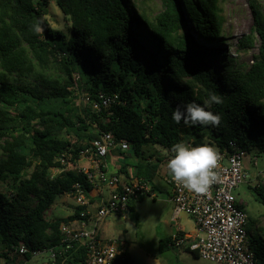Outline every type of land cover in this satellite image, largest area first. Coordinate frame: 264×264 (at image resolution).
Instances as JSON below:
<instances>
[{"label":"trees","instance_id":"16d2710c","mask_svg":"<svg viewBox=\"0 0 264 264\" xmlns=\"http://www.w3.org/2000/svg\"><path fill=\"white\" fill-rule=\"evenodd\" d=\"M54 2L70 23L68 35L49 27L48 0H0V184L7 188L0 192L4 264L29 261L30 252L12 253L20 244L32 250L59 243L61 225L76 218L81 208L75 205L73 214L56 218L49 216L51 207L75 185L87 194L91 191L85 174L73 167L90 155L93 140L102 133L127 142L126 151L113 153L139 158L137 168L146 182L150 173L154 175L146 172L144 147L170 149L187 141L208 142L221 150L233 141L245 156L264 154L261 2L245 0L251 26L236 50L247 52L258 41L246 71L226 66L230 60L222 38L220 0ZM81 93L88 97L85 105L78 102ZM99 93L115 94L118 103L94 109ZM209 93L222 99L209 109L220 116L217 126H189L185 132L183 123L172 121L175 107L203 103ZM53 169L59 173L51 175ZM253 190L264 217V185ZM255 230L259 238L250 235L249 241L258 264H264V227ZM170 242L171 237L159 241L158 250L173 248ZM18 258L22 261L16 263ZM82 258V249L75 247L63 263L60 258L47 262L82 264Z\"/></svg>","mask_w":264,"mask_h":264},{"label":"built area","instance_id":"2783aa9c","mask_svg":"<svg viewBox=\"0 0 264 264\" xmlns=\"http://www.w3.org/2000/svg\"><path fill=\"white\" fill-rule=\"evenodd\" d=\"M80 95L83 98H79L81 103L87 104L88 97L82 93ZM97 98L94 109L98 111L100 108L107 110L111 105L118 103L115 94L99 93ZM127 149V142L114 140L110 133H102L98 139L93 140L89 148L90 155L83 157L91 162V170L73 168L85 174L93 189L101 185L108 187L107 197L94 204L89 193L75 185L68 195L81 210L76 218L61 225L59 243L32 250L20 244L12 253L22 256L30 252L32 257L45 256V260L50 262L60 258L63 263L64 255L79 247L83 252L82 264H128L125 244L117 239L101 238L98 233L99 223L104 218L110 215L123 217L129 211L131 202L145 196L156 198L149 182L139 179L126 183L121 177L108 175L103 169L104 160L111 151ZM214 150L217 154V166L213 170L214 179L204 192L183 188L170 178L167 170L165 184L168 187L169 201L173 205L172 220L177 222L180 216L184 215L191 219L194 226L193 235L189 236L177 225L178 230L171 236L168 246L186 248L201 260L215 264H258L249 241L251 234H248L246 229L248 218L231 195V191L246 179L242 166L245 153L233 141H229L221 150ZM164 151L167 162L171 156V148ZM61 163L63 164V161ZM258 186L261 185L256 187Z\"/></svg>","mask_w":264,"mask_h":264},{"label":"rangeland","instance_id":"374dc122","mask_svg":"<svg viewBox=\"0 0 264 264\" xmlns=\"http://www.w3.org/2000/svg\"><path fill=\"white\" fill-rule=\"evenodd\" d=\"M264 5V0H258ZM45 19L49 27L53 31H59L64 35L69 34L70 23L62 15L54 0H48ZM224 16V24L222 28V38L224 39V47L226 58L230 62L226 66L233 68H241L246 71L253 62V57L257 54L258 41L255 42L253 49L247 52L236 50L237 41L248 34L251 26V16L249 8L245 0H220ZM264 11V7H263ZM218 70H223L222 65L217 63ZM80 99L82 95H79ZM80 99L78 102L81 103ZM83 102V101H82ZM82 104V103H81ZM185 132H189V126L181 125ZM206 144H209L206 142ZM145 158H152L151 164L146 169L153 172L154 180L152 181V173L149 183L156 196L155 199L145 196L138 202L133 204V210L128 211L123 217L110 215L104 218L98 227V233L101 238H113L120 240L125 244L129 257V264H215L201 260L191 252L183 251L179 248H168L158 250L159 241L171 237L176 234L178 226L182 227L184 233L193 235L194 226L189 217L181 215L179 221L172 220L173 205L168 199V187L165 184L167 175L165 151L159 146H149L142 149ZM129 153H131L129 151ZM152 154V157L150 156ZM132 156V155H131ZM108 158L109 172L114 171V163L118 156L113 151L110 152ZM133 158V157H132ZM138 160V159H137ZM256 161V165L254 162ZM88 161L82 158L77 165L78 169H86L83 167ZM90 165L91 162H90ZM243 170L246 176L245 181L231 191L232 197L236 202L241 201V209L248 218L246 229L254 238H259L255 230L256 227H264L263 207L256 200L254 188L257 185H264V154L259 157L246 155L242 160ZM59 170L53 169L51 175H55ZM7 188L0 184V192H6ZM75 208L74 199L64 194L58 196L51 207L49 216L56 218H65L73 214ZM259 253V246H254ZM22 261L18 258L16 263ZM0 264H4L0 259ZM23 264H49L42 258L31 257L28 262Z\"/></svg>","mask_w":264,"mask_h":264},{"label":"clouds","instance_id":"9594fccd","mask_svg":"<svg viewBox=\"0 0 264 264\" xmlns=\"http://www.w3.org/2000/svg\"><path fill=\"white\" fill-rule=\"evenodd\" d=\"M36 30L40 31L39 22ZM222 102L221 96L209 93L203 103L195 101L184 103L174 108L171 114L172 121L185 126H212L220 123V116L214 114L213 105ZM217 166V154L208 144H193L179 141L171 146V156L166 162L170 178L183 188L194 192H204L214 179L213 170Z\"/></svg>","mask_w":264,"mask_h":264},{"label":"crops","instance_id":"0c3cea01","mask_svg":"<svg viewBox=\"0 0 264 264\" xmlns=\"http://www.w3.org/2000/svg\"><path fill=\"white\" fill-rule=\"evenodd\" d=\"M117 156H118V158H117L116 162L114 163V171L110 172V173H108L109 172V167H108V161L109 160H108V158H106L104 160V165L102 167H103V169L106 170L108 175L119 176L122 178V181L126 182V183L134 182V181H137L139 179H144L143 175L140 174V172L137 168V166L139 164H141V162H140L141 160L139 158H135V157L132 158L129 155H126V157H122L119 155H117ZM150 156L152 157V155H150ZM152 158L151 159L146 158L145 162L147 164H151ZM83 167H86V169L91 170L92 165H90V163L87 162L86 165ZM153 180H154V176L152 177V181ZM163 181H165V179H163ZM108 193H109L108 187H106L105 185H101V186H98L97 189L92 188L91 191L89 192V196H90L92 202H94V204H96V202L98 203L100 199L106 198ZM167 195H168V192H167ZM168 199H169V196H168ZM237 203L239 204V206H241V201H239ZM116 217H118V216H116ZM184 234L189 235V236L192 235L189 233H184ZM179 249H182L184 251V248H179Z\"/></svg>","mask_w":264,"mask_h":264},{"label":"water","instance_id":"95a60500","mask_svg":"<svg viewBox=\"0 0 264 264\" xmlns=\"http://www.w3.org/2000/svg\"><path fill=\"white\" fill-rule=\"evenodd\" d=\"M7 264H14V263H12V262H9V263H7Z\"/></svg>","mask_w":264,"mask_h":264}]
</instances>
